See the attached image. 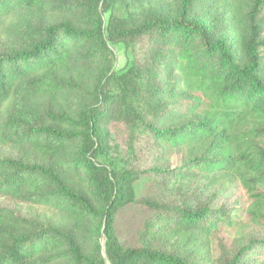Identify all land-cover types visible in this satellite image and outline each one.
Wrapping results in <instances>:
<instances>
[{"label":"trees","instance_id":"16d2710c","mask_svg":"<svg viewBox=\"0 0 264 264\" xmlns=\"http://www.w3.org/2000/svg\"><path fill=\"white\" fill-rule=\"evenodd\" d=\"M0 148V264H264V234L219 239L264 208V0H0Z\"/></svg>","mask_w":264,"mask_h":264},{"label":"rangeland","instance_id":"374dc122","mask_svg":"<svg viewBox=\"0 0 264 264\" xmlns=\"http://www.w3.org/2000/svg\"><path fill=\"white\" fill-rule=\"evenodd\" d=\"M165 4L171 8L175 0H162ZM124 13L122 9H117L116 15L121 16ZM109 12L103 13V19L106 20ZM110 49L115 56V68L119 69L123 67L126 62V55L124 47L118 43H111ZM118 149V150H117ZM117 150V151H116ZM8 150L0 148V154H6ZM113 154L117 155V158H124L127 160V164L133 167H143L146 163L145 154L141 147L140 142L128 140L126 136L114 134V151ZM113 158L115 156L112 155ZM181 188L166 189L160 187L154 180L145 179L139 183L138 194L149 199L162 200L163 202L177 203L183 193H189L191 191L197 192L200 198H205L211 193H214V189H208L206 186L201 187V181H194L182 184ZM197 188V189H196ZM196 189V190H195ZM6 202V201H5ZM21 213H28L29 207L27 205H18L16 207ZM147 209L137 204H130L123 208L115 218V232L118 236V240L124 248H129L137 242V236L139 233V227L143 219L147 216ZM257 218L246 222L242 227L234 231L221 232L220 238L224 242L232 245V243L241 237H247L249 235L264 234V208H258L256 210ZM103 264H109L107 260Z\"/></svg>","mask_w":264,"mask_h":264}]
</instances>
